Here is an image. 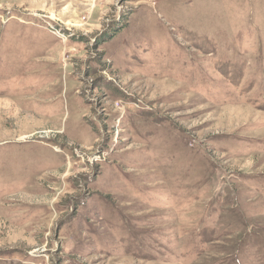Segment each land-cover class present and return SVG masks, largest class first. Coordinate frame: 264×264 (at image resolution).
<instances>
[{"label": "rangeland", "instance_id": "rangeland-1", "mask_svg": "<svg viewBox=\"0 0 264 264\" xmlns=\"http://www.w3.org/2000/svg\"><path fill=\"white\" fill-rule=\"evenodd\" d=\"M0 264H264V0H0Z\"/></svg>", "mask_w": 264, "mask_h": 264}]
</instances>
